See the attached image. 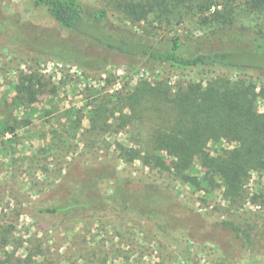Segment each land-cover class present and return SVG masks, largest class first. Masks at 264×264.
<instances>
[{
    "label": "rangeland",
    "instance_id": "1",
    "mask_svg": "<svg viewBox=\"0 0 264 264\" xmlns=\"http://www.w3.org/2000/svg\"><path fill=\"white\" fill-rule=\"evenodd\" d=\"M82 1L106 7L114 28L153 41L178 37L190 52L232 47L241 32L264 29L261 12L244 0H217L204 15L189 10L167 22L152 12L136 18L127 0ZM225 6L233 10L231 41L213 34L222 23L212 14ZM0 15L15 22L4 26L7 45L0 47V264H264V167L249 169L234 193L199 160L183 171L175 167L178 143L153 156L143 151L153 134L172 127L168 100L189 86L218 94L244 87L264 114V72L178 70L95 48L61 30L33 0H0ZM65 43L105 63L97 69L54 55L53 47ZM238 145L236 135L216 132L207 148L222 157ZM103 170L113 171L134 204L146 205L148 185L167 186L176 195L174 220L157 223L115 204L65 215L40 211ZM100 191L110 194L113 183L101 182Z\"/></svg>",
    "mask_w": 264,
    "mask_h": 264
},
{
    "label": "trees",
    "instance_id": "2",
    "mask_svg": "<svg viewBox=\"0 0 264 264\" xmlns=\"http://www.w3.org/2000/svg\"><path fill=\"white\" fill-rule=\"evenodd\" d=\"M244 2L243 5L250 10L261 12L264 19V0H244ZM216 3L217 0H145L144 2L127 0L124 7L126 5L129 12L137 13L136 18L140 13L148 15L152 12L159 18L163 17L161 22H167L189 10L204 15V12ZM33 6L45 8L61 30L78 37L81 41L89 42L95 48L141 56L153 63L168 65L178 70L209 67L264 72L263 28L260 32H254L253 36L246 37L247 35L241 32L245 27H240L238 30L241 35L237 37L239 44L232 47L226 44L209 50L190 52L178 37L153 41L138 34L125 33L119 26L114 28L108 22L106 7L87 4L82 0H33ZM226 6L225 11L222 7L215 9L212 14L216 21L222 23L218 32L214 31L213 34H220V38L227 36L231 41L228 27L234 24L233 10L226 9ZM202 17L205 21L208 20L207 16ZM226 23L229 26L224 25ZM11 24L15 22L0 15V47L5 43L1 39L4 26L10 27ZM262 25H264L263 20ZM60 42L62 41H58L57 44ZM65 45L67 46H54V55L87 67L95 66L97 69L102 68L105 63L97 57L89 56L87 52L82 53L73 45L67 43ZM187 89L186 92H179L168 100L176 116L172 127L158 130L153 134L151 145L143 151L153 156V152L163 148L170 152L169 145L178 143L180 150L173 162L175 167L183 171L190 168L192 162L199 160L212 175L218 172L222 174L224 184L235 193L249 169L264 167V162H261L264 156V114L254 109L252 101L254 94L248 89L244 90V87L230 88L231 95L229 92V94H218L203 90L198 85L189 86ZM244 92L247 94L246 97L243 96ZM138 98L140 101L141 94ZM216 132L226 136L236 135L238 138L239 145L231 155L227 150L223 152L222 157L210 155L207 144ZM167 139L169 143H166ZM152 159L155 164L163 165L161 158ZM89 174L82 182L75 185L70 193L63 194L57 203L41 208L40 211L51 215L58 213L65 215L74 209L88 208L96 204L107 206L115 204L147 219H150L151 214V219L157 223L161 221L166 225L174 220L172 205L176 203V195L167 186L150 184L144 188L142 198L146 205L143 206L131 202V195H134L124 190L123 183L113 171L103 170L98 176H93L91 172ZM101 182L113 183V191L108 195L99 192ZM156 211L158 214L155 215ZM225 224L233 226L232 222Z\"/></svg>",
    "mask_w": 264,
    "mask_h": 264
}]
</instances>
